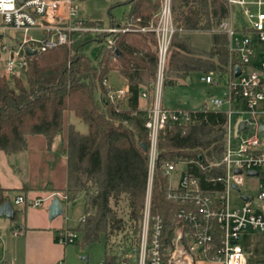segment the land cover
<instances>
[{
  "label": "trees",
  "instance_id": "1",
  "mask_svg": "<svg viewBox=\"0 0 264 264\" xmlns=\"http://www.w3.org/2000/svg\"><path fill=\"white\" fill-rule=\"evenodd\" d=\"M123 4L127 11L120 22L140 28L156 23L161 1L124 0ZM117 5L108 10L112 24H120L111 15ZM170 10L175 31L167 50L162 91L175 89L191 74L219 73L228 60L227 37L216 30L226 16L222 0H170ZM192 31L211 33L208 51L191 45L184 33ZM91 41L101 44L94 61L84 53ZM104 41L78 38L70 48L37 53L28 58L21 78L10 84L1 74L0 53V152L25 151L28 136H42L50 148L63 135L66 182L62 193L67 204L82 199L85 217L73 229L81 237L77 243L91 245L102 238L105 262H113L117 252L135 245L139 232L150 143L145 126L148 108H140L139 98L155 83L158 59L152 32L116 34L110 47ZM111 74L119 75L128 88L124 98L113 102L107 97ZM65 113L83 122L87 132L80 133L73 124L66 126ZM189 115L183 125L167 124L157 138L151 211L162 217L166 239L174 229L173 214L184 205L166 198L169 176L163 174V165L185 163L206 188L207 177L214 173L209 164L218 162L223 153L225 114L202 103ZM9 191L0 186V206L8 202Z\"/></svg>",
  "mask_w": 264,
  "mask_h": 264
},
{
  "label": "built area",
  "instance_id": "2",
  "mask_svg": "<svg viewBox=\"0 0 264 264\" xmlns=\"http://www.w3.org/2000/svg\"><path fill=\"white\" fill-rule=\"evenodd\" d=\"M79 1L0 0V36L3 42L0 53L4 56L1 74L7 81L23 75L29 58L25 48L36 54L58 47L70 48L78 38H101L110 47L116 34L134 30L154 33L158 75L145 123L150 143L139 232L134 246L125 252H117L113 262L101 264H250L252 255L240 240L249 233L264 236V137L260 138L264 135V123L259 122L264 121V0H222L226 16L216 30L227 37V65L219 73L200 74V81L217 87L219 82L213 76L226 77L221 96L208 98L209 105L226 116L223 153L218 162L209 164V170L214 173L207 177L206 188L197 176L188 171L185 163L163 165V174L168 176L180 166L184 168L178 185L175 188L169 186L166 195L168 200L184 205L173 214L174 229L167 239L163 236V219L152 213L150 201L157 161V138L167 124L183 125L190 116L187 110L162 105L163 69L175 31L170 0H160L154 25L140 28L122 21L120 24L101 21L90 24L89 20L78 15ZM236 14L243 17L238 26H235ZM11 31L39 35L15 40L9 35ZM235 68H239L238 76H235ZM127 92L126 85L110 88L107 97L113 102L124 98ZM140 98L147 101L150 93L141 92ZM234 113L242 117L238 132L253 128V136L232 134L229 118ZM53 198L59 201L63 211L67 202L62 192L40 198L20 194L8 202L12 207L38 209L50 204ZM84 221L82 216L79 223ZM54 241L65 248L79 242L80 235L65 225L56 231ZM58 264L66 263L60 260Z\"/></svg>",
  "mask_w": 264,
  "mask_h": 264
},
{
  "label": "rangeland",
  "instance_id": "3",
  "mask_svg": "<svg viewBox=\"0 0 264 264\" xmlns=\"http://www.w3.org/2000/svg\"><path fill=\"white\" fill-rule=\"evenodd\" d=\"M119 5L111 9V15L113 20H121V16L127 11V5L123 4L124 0H81L78 2V15L80 18H84L89 21H101L104 23H109L112 18L108 14L110 5L118 3ZM264 11V8H263ZM235 26L241 24V18L239 15H235ZM243 21V20H242ZM15 40H23L26 37H31L36 34L34 32H9ZM184 35L188 36L191 45L199 50L208 51L211 46V33L207 31H192L186 32ZM3 43V42H2ZM101 44L96 41H91L85 45L84 53L92 61L95 60L99 53ZM3 60V55H1ZM1 60V66L3 61ZM158 75V70L156 72V77ZM21 78V77H20ZM213 79L219 82V85L213 86L208 85L200 81V74H191L188 78L181 80L179 85L175 89H163L162 91V105L165 108H180L187 111H193L199 108L202 103H206L209 108L211 105L208 103L209 96H221L223 85L226 84L225 76H213ZM9 84L12 83L8 80ZM107 83L111 89L122 88L124 85V80L116 74H111L108 78ZM149 91L150 93V104L153 98V88ZM109 88V90H110ZM150 104L142 102L141 106L149 107ZM69 116V117H68ZM65 125L67 126L70 122L74 124L76 130L80 133L85 134L87 132V126L75 119L73 115L70 116L69 113L64 114ZM241 116L238 114H232L229 118L231 132L233 135H240L241 137H250L254 135V129L250 128L245 132H238V124L241 120ZM245 119V117H243ZM264 123V121H259ZM264 135L260 136L262 139ZM63 139V135L61 136ZM43 138L41 136H28L27 150L21 154L5 155L0 152V185L4 187H15L18 183H27L28 185H34L36 187L42 186L45 183H52L55 186H62L64 183V169L65 161L63 159L62 151L59 148L58 140L55 142V148L52 153H47L45 149V143H43ZM183 166H180L176 171L169 175V186L175 188L178 185L179 177L183 173ZM18 193L16 190L8 192V201L12 202L14 197ZM151 201V200H150ZM145 202V198H144ZM15 209L16 217L13 220H9L4 217H0V264L3 262L10 263L11 261V243L10 236H6L11 229L15 226H22L24 222V211L21 207L13 206ZM26 216L32 219L35 223L38 217L44 216V225L62 226L64 220H66V226L70 229L77 228L80 218L83 216V202L79 198L75 204H65L63 205L62 214L53 219L52 221L48 219L46 204L38 209L27 208L25 210ZM4 225H9L8 227H2ZM10 235V234H9ZM16 264H46L49 260L57 259L61 256V260H64L66 264H101L105 261L104 254V242L101 238L99 242L93 243L91 245L76 243L74 245H69L65 248L59 247L56 244V248L53 247H32L28 255L25 256L23 237L16 238ZM81 242V237L80 241ZM240 244L244 246L252 257L250 259V264H257L264 262V236L249 233L248 236L241 238ZM15 251V249H14ZM116 252V250H113ZM60 260V258H59ZM51 263V262H50ZM49 264V263H48ZM53 264V263H52ZM58 264V260L54 263Z\"/></svg>",
  "mask_w": 264,
  "mask_h": 264
},
{
  "label": "crops",
  "instance_id": "4",
  "mask_svg": "<svg viewBox=\"0 0 264 264\" xmlns=\"http://www.w3.org/2000/svg\"><path fill=\"white\" fill-rule=\"evenodd\" d=\"M142 102H146V100L139 98V106L141 109H144L146 107L141 106ZM69 124H73V123L70 122ZM56 140H58V144L60 146L59 148L62 151L61 154L63 155V159L65 161V169H64V176H63L64 177V183L62 186H55L50 182L45 183L42 186H38V187H36L34 185H28L27 183H18L15 187H4L1 185L0 186L4 189L16 190L18 195L23 194L29 198H40V197H45L46 195H49V194L54 193V192H62L63 188L65 187V182H66V140H65V137H63V139H62L60 136H58L54 139V141H56ZM43 141H44L43 143H45L44 138H43ZM55 145H56L55 142H53L51 147L47 148V145L45 143V149H46L47 153H52L53 149L56 147ZM27 148H28V143H27ZM27 148H26V150H27ZM25 151L20 152V153L23 154ZM46 186H48L49 189L43 190L44 188H46ZM22 189H26L27 191L23 192ZM48 206H49V203L46 205V210H47ZM26 209H23L25 216H24V222H23L22 226H15L13 229L10 230V232H8V234H6V236L8 235L11 238V240H10L11 247H12L11 254H10L11 261H10V263L3 262V264H16L17 260H16L15 252H16V240H17L16 238L17 237H20V236L23 237V246H24V251H25V256H26V255H28L30 248L35 247L37 245H38V247L48 246L51 248H53V247L56 248V244L54 243V235L58 229H60L66 225L65 220H64L62 226L50 227V225L49 226L44 225L45 214H44V216L38 217L36 222L33 223L32 219H30L29 216H26V213H25ZM15 217H16V215H15ZM8 226L9 225H4L2 227V230H4V227H8ZM14 231L17 232L16 235L13 234ZM14 249H15V251H14ZM59 258L61 260V256H60L57 259L53 258V260H51V261L49 260L48 263L54 264L57 260L59 262L60 261ZM48 263H46V264H48Z\"/></svg>",
  "mask_w": 264,
  "mask_h": 264
},
{
  "label": "water",
  "instance_id": "5",
  "mask_svg": "<svg viewBox=\"0 0 264 264\" xmlns=\"http://www.w3.org/2000/svg\"><path fill=\"white\" fill-rule=\"evenodd\" d=\"M25 53L28 57L36 55L35 51L30 50L29 48H25ZM239 75V68H235V76ZM262 129V128H261ZM62 214V209L59 201L56 198H53L47 208V215L49 220H53L59 217ZM0 217L7 218L9 220H13L15 217V210L9 202H5L2 206H0Z\"/></svg>",
  "mask_w": 264,
  "mask_h": 264
}]
</instances>
